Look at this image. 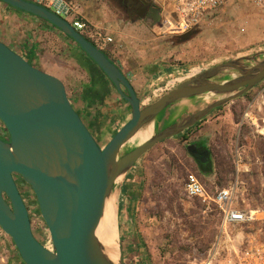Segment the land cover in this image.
<instances>
[{
    "label": "rangeland",
    "instance_id": "obj_1",
    "mask_svg": "<svg viewBox=\"0 0 264 264\" xmlns=\"http://www.w3.org/2000/svg\"><path fill=\"white\" fill-rule=\"evenodd\" d=\"M74 1L80 6L79 12L88 3L91 16H87L100 27L113 23L122 29L130 23L113 0ZM0 20V38L6 40L2 30H12L18 38L30 29L29 25H19L24 22L13 18L1 5ZM88 23L93 32L95 27ZM198 30L197 35L181 43L177 36L160 29L147 33L137 26L130 30L133 46L131 50L121 48L123 66L151 74V81L141 90L142 107L214 66L264 53V7L250 1L227 4ZM119 42L125 43L122 38ZM213 100L210 95L175 103L159 115L158 127L170 125ZM114 111H89L97 121L90 128L100 146L116 133L112 129L114 120L108 116ZM0 138L4 136L0 134ZM192 144L207 148V167H201L189 151ZM189 174L196 175L211 194L236 185L235 207L264 211V80L182 134L153 146L118 180V221L121 223L125 216L131 218L130 231L124 233L121 226L118 234L127 264H134L135 257L142 264H220L243 242H264V222L229 226L225 232L215 204L186 194ZM15 179L26 205L38 209L31 187L20 176ZM36 230V236L44 238L45 231ZM47 247L51 249L50 244ZM0 264H25L1 227Z\"/></svg>",
    "mask_w": 264,
    "mask_h": 264
},
{
    "label": "water",
    "instance_id": "obj_2",
    "mask_svg": "<svg viewBox=\"0 0 264 264\" xmlns=\"http://www.w3.org/2000/svg\"><path fill=\"white\" fill-rule=\"evenodd\" d=\"M0 1L48 21L70 37L113 83L131 110L130 120L100 146L73 107L64 83L0 41V119L9 136V140L0 138V227L11 237L25 264H127L120 235L115 262L96 233L118 180L153 146L182 134L263 81L264 53L214 66L142 107L141 97L121 69L68 21L28 0ZM139 17L154 26L160 22L161 9L155 4L143 7ZM198 33V28H193L176 38L181 43ZM210 95L215 97L210 104L158 127L159 115L175 103ZM151 124L154 132L147 141L122 152ZM15 176L34 192L48 229L44 238L33 231Z\"/></svg>",
    "mask_w": 264,
    "mask_h": 264
},
{
    "label": "crops",
    "instance_id": "obj_3",
    "mask_svg": "<svg viewBox=\"0 0 264 264\" xmlns=\"http://www.w3.org/2000/svg\"><path fill=\"white\" fill-rule=\"evenodd\" d=\"M0 5L8 10L13 18H18L24 22L19 25L26 24L30 26V29L28 28V30L22 32L23 36L20 35L18 38L17 35L12 33V30L11 32L2 30V34L7 40L0 38V41L17 52L27 53L28 60L32 61L35 67L62 81L73 107L93 134L94 131L90 126L97 121L95 117L89 118L91 109H105L109 112L115 108V111L108 113V116L111 117L110 120H114L112 129L116 132L130 120L131 110L129 105L124 101L113 83L76 43L55 27L25 12L13 9L1 1ZM80 14L95 27L92 30L93 32L86 31V34L83 35H86L121 69L136 94L140 97L142 88L151 81V74L145 72L141 74L137 72L136 68L135 70L132 67L123 66L125 63H122L121 48L131 50L130 48L133 45L129 37L132 28L139 26L140 31L150 33L153 31L154 26L151 25L150 21L137 19L130 21L126 25L127 27L125 26L122 29H119V24L115 25L113 23L100 27L98 24H94L93 20H89L88 16H91V14L88 3L82 5ZM94 32L102 33L103 36L111 38L112 42L104 43L103 40L101 41L96 37ZM120 38L125 43H120ZM123 210L122 208L121 212ZM130 220V217L125 216L121 223L119 221V232L122 227L124 233L130 231Z\"/></svg>",
    "mask_w": 264,
    "mask_h": 264
},
{
    "label": "built area",
    "instance_id": "obj_4",
    "mask_svg": "<svg viewBox=\"0 0 264 264\" xmlns=\"http://www.w3.org/2000/svg\"><path fill=\"white\" fill-rule=\"evenodd\" d=\"M28 1L48 9L66 21L69 20V23L82 34L90 31L88 21L81 16L79 12L80 6L74 0ZM234 1L239 0H153L155 5L161 9L160 22L154 25L153 30L160 29L165 34L179 36L190 29L199 28L201 24ZM246 1H250L256 6L264 7V0ZM94 34L98 39L103 40L104 43L112 42L111 38L103 36L100 32H94ZM0 134L4 136V140H9L6 127L1 119ZM235 186L219 189L216 193L211 194L196 175L189 174L185 181V192L191 198H198L204 203L215 204L221 212L224 231L229 226H245L264 222L263 210L235 207L234 199L237 191ZM27 207L34 230L40 228L48 235L47 226L41 217L39 209L30 205ZM43 223L44 226L42 227ZM224 231H222L223 234L226 232ZM220 264H264V242L256 239L248 240L246 243L243 242L231 258L224 260Z\"/></svg>",
    "mask_w": 264,
    "mask_h": 264
},
{
    "label": "bare ground",
    "instance_id": "obj_5",
    "mask_svg": "<svg viewBox=\"0 0 264 264\" xmlns=\"http://www.w3.org/2000/svg\"><path fill=\"white\" fill-rule=\"evenodd\" d=\"M153 132V124L142 129L128 142L127 145H125L122 152L124 150L133 149L136 146L141 145L153 135ZM117 200L118 196L114 192L106 202L103 217L96 231L98 238L106 248L107 255L115 262H117L119 259Z\"/></svg>",
    "mask_w": 264,
    "mask_h": 264
},
{
    "label": "flooded vegetation",
    "instance_id": "obj_6",
    "mask_svg": "<svg viewBox=\"0 0 264 264\" xmlns=\"http://www.w3.org/2000/svg\"><path fill=\"white\" fill-rule=\"evenodd\" d=\"M113 1L116 3V6L119 8V11L123 15H125L129 19V21L140 19L139 16L143 14V7H146L147 9H149L152 4H155L153 0H113ZM90 111H92V109ZM89 115H90V112H89ZM92 117L93 116L91 115L89 116V118H92ZM189 149L192 150L193 153L196 154L195 159L201 167H207V165H209V159L207 157L208 153H207V148L205 147V145L192 144L189 147Z\"/></svg>",
    "mask_w": 264,
    "mask_h": 264
},
{
    "label": "trees",
    "instance_id": "obj_7",
    "mask_svg": "<svg viewBox=\"0 0 264 264\" xmlns=\"http://www.w3.org/2000/svg\"><path fill=\"white\" fill-rule=\"evenodd\" d=\"M9 7H11V6H9ZM11 8H13V9H16V8H14V7H11ZM16 10H18V9H16ZM19 11H21V10H19ZM23 12V11H22ZM26 13V12H25ZM28 14V13H27ZM29 15H31V16H33V17H35V18H37V19H39L40 21H42V22H45V23H47V24H49V25H51V26H53L52 24H50L48 21H46V20H44V19H41V18H39V17H37V16H34V15H32V14H29ZM54 27V26H53ZM64 34V33H63ZM65 35V34H64ZM66 36V35H65ZM89 41H91L86 35H84ZM66 37H68V36H66ZM70 40H72L70 37H68ZM73 41V40H72ZM74 42V41H73ZM92 42V41H91ZM75 43V42H74ZM93 43V42H92ZM94 44V43H93ZM77 45V44H76ZM95 45V44H94ZM78 46V45H77ZM79 47V46H78ZM80 48V47H79ZM81 49V48H80ZM82 50V49H81ZM83 51V50H82ZM23 57H25V59H27L28 60V58H27V53H25V52H19ZM89 57V56H88ZM90 58V57H89ZM91 59V58H90ZM92 60V59H91ZM29 62H30V60H28ZM93 61V60H92ZM31 63V62H30ZM221 108V107H220ZM220 108H218V109H220ZM117 204H118V200H117ZM119 211H120V205H119ZM119 211H118V214H119ZM32 228H33V224H32ZM33 231H34V228H33ZM134 259V261H133V263L134 264H142V262L140 261V259L138 258V257H135V258H133Z\"/></svg>",
    "mask_w": 264,
    "mask_h": 264
}]
</instances>
